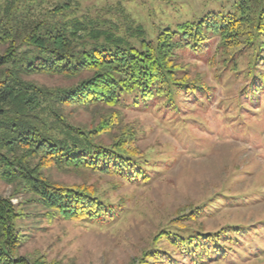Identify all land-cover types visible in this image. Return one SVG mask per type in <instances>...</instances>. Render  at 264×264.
Returning <instances> with one entry per match:
<instances>
[{
  "label": "trees",
  "instance_id": "1",
  "mask_svg": "<svg viewBox=\"0 0 264 264\" xmlns=\"http://www.w3.org/2000/svg\"><path fill=\"white\" fill-rule=\"evenodd\" d=\"M226 2L225 14H208L178 31L165 28L151 37L140 25L118 32L109 20L82 12L72 0H0V180L33 195L51 219L103 224L114 218L117 207L92 187L52 183L44 170H87L136 183L151 178L149 160L138 155L132 133L117 137L111 146L96 141L116 123L107 121L85 132L66 120L63 109L139 108L162 100L178 113L179 96L188 103L204 88L181 76L185 71L177 63V52L201 53L212 37L219 40L224 62L236 64L248 53L250 80L243 95L255 101L264 94V0ZM31 75L78 82L47 88L25 79ZM219 198L222 204L232 202ZM214 206L211 201L190 210L184 222L194 223ZM22 217L11 199L0 195V264H47L18 255L22 235L17 223ZM173 224L157 237L156 244L165 247L145 255L154 264L238 260L241 247L249 248L241 252L244 257L264 241V229L255 226L232 225L206 233L182 222Z\"/></svg>",
  "mask_w": 264,
  "mask_h": 264
},
{
  "label": "rangeland",
  "instance_id": "2",
  "mask_svg": "<svg viewBox=\"0 0 264 264\" xmlns=\"http://www.w3.org/2000/svg\"><path fill=\"white\" fill-rule=\"evenodd\" d=\"M72 1L82 12L109 20L118 32L140 25L151 37L165 28L178 31L182 24L208 14H225L228 4L226 0ZM218 43L212 37L201 53L177 52V63L186 73L181 76L204 88L188 103L179 96L178 113L173 114L162 100L139 108L63 109L66 120L85 132L107 121L116 123L96 139L105 146L122 134L136 135L138 155L149 160L151 178L128 183L87 170H44L52 183L92 187L117 207L116 216L103 224L51 219L33 195L0 180V195L10 198L23 214L17 223L22 235L19 256L47 264H154L145 255L165 247L156 244L157 237L173 223L206 233L232 225L264 229V94L255 101L243 95L250 80L249 55L245 52L236 64L224 62ZM25 79L47 88H68L78 82L49 75ZM221 196L232 200L231 204H222ZM211 201L216 206L208 213L194 223L184 222L190 210ZM260 246L244 257L241 252L249 248L241 247L238 260L206 264H264V241Z\"/></svg>",
  "mask_w": 264,
  "mask_h": 264
}]
</instances>
